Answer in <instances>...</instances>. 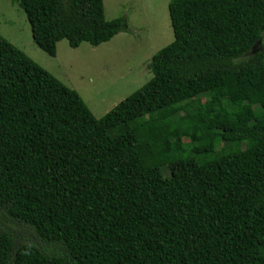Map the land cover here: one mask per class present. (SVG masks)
<instances>
[{
	"label": "trees",
	"instance_id": "1",
	"mask_svg": "<svg viewBox=\"0 0 264 264\" xmlns=\"http://www.w3.org/2000/svg\"><path fill=\"white\" fill-rule=\"evenodd\" d=\"M14 1L51 57L130 31L103 0ZM168 12L151 79L100 118L0 34V264H264V0Z\"/></svg>",
	"mask_w": 264,
	"mask_h": 264
},
{
	"label": "rangeland",
	"instance_id": "2",
	"mask_svg": "<svg viewBox=\"0 0 264 264\" xmlns=\"http://www.w3.org/2000/svg\"><path fill=\"white\" fill-rule=\"evenodd\" d=\"M169 2L103 0L105 19L125 17L130 31L118 33L96 47L83 42L71 48L67 40L62 39L56 43V54L51 57L34 45L26 15L17 2L0 0V34L76 90L91 113L100 118L151 79L147 66L152 55L174 39ZM167 130L166 126L159 128L161 133ZM179 169V162H173L166 172L176 173ZM7 188L3 183L0 192Z\"/></svg>",
	"mask_w": 264,
	"mask_h": 264
},
{
	"label": "clouds",
	"instance_id": "3",
	"mask_svg": "<svg viewBox=\"0 0 264 264\" xmlns=\"http://www.w3.org/2000/svg\"><path fill=\"white\" fill-rule=\"evenodd\" d=\"M28 22V21H27ZM29 24V23H28ZM16 47V46H15Z\"/></svg>",
	"mask_w": 264,
	"mask_h": 264
}]
</instances>
